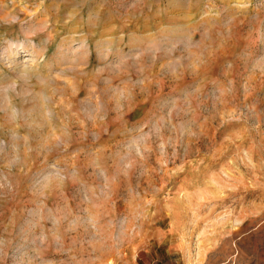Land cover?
<instances>
[{
  "label": "rangeland",
  "instance_id": "rangeland-1",
  "mask_svg": "<svg viewBox=\"0 0 264 264\" xmlns=\"http://www.w3.org/2000/svg\"><path fill=\"white\" fill-rule=\"evenodd\" d=\"M0 264H264V0H0Z\"/></svg>",
  "mask_w": 264,
  "mask_h": 264
}]
</instances>
